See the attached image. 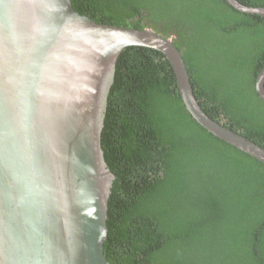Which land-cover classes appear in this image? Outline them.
Returning <instances> with one entry per match:
<instances>
[{
    "label": "trees",
    "instance_id": "trees-1",
    "mask_svg": "<svg viewBox=\"0 0 264 264\" xmlns=\"http://www.w3.org/2000/svg\"><path fill=\"white\" fill-rule=\"evenodd\" d=\"M264 7V0H237ZM101 24L172 37L201 109L264 148V17L225 0H71ZM101 147L115 176L110 264H264V165L185 109L168 60L143 47L117 60Z\"/></svg>",
    "mask_w": 264,
    "mask_h": 264
},
{
    "label": "water",
    "instance_id": "water-1",
    "mask_svg": "<svg viewBox=\"0 0 264 264\" xmlns=\"http://www.w3.org/2000/svg\"><path fill=\"white\" fill-rule=\"evenodd\" d=\"M225 1L264 17V7ZM129 47L163 54L194 121L264 165V148L201 109L172 37L97 23L71 0H0V264H110L115 176L101 133L117 60ZM255 90L264 101V67Z\"/></svg>",
    "mask_w": 264,
    "mask_h": 264
}]
</instances>
